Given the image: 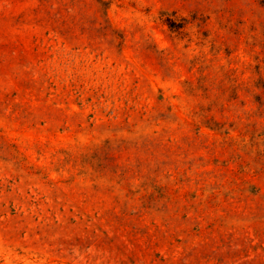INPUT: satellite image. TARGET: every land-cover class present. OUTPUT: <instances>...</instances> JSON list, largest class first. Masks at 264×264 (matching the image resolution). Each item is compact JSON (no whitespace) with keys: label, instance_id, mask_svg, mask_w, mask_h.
I'll return each instance as SVG.
<instances>
[{"label":"rangeland","instance_id":"374dc122","mask_svg":"<svg viewBox=\"0 0 264 264\" xmlns=\"http://www.w3.org/2000/svg\"><path fill=\"white\" fill-rule=\"evenodd\" d=\"M0 264H264V0H0Z\"/></svg>","mask_w":264,"mask_h":264}]
</instances>
